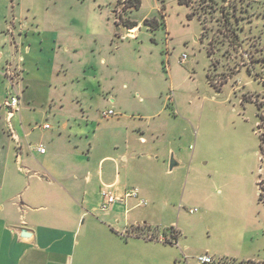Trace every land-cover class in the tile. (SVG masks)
Segmentation results:
<instances>
[{
    "label": "rangeland",
    "instance_id": "1",
    "mask_svg": "<svg viewBox=\"0 0 264 264\" xmlns=\"http://www.w3.org/2000/svg\"><path fill=\"white\" fill-rule=\"evenodd\" d=\"M47 1L54 13L73 18L77 33L86 29L107 43L111 67L96 61L86 73H101L106 84L112 76L111 92L89 85L60 108L31 79L36 92L23 104L30 112L113 110L111 119L97 113L96 132L82 138L83 157L145 138L141 157L120 170L133 193L126 207L135 205L134 224L116 228L122 241L135 239L128 243L131 264H203L201 255L213 264H264V0L23 3L40 14ZM11 4L0 0V21ZM132 21L136 30L127 37ZM128 122L137 129L126 130Z\"/></svg>",
    "mask_w": 264,
    "mask_h": 264
},
{
    "label": "crops",
    "instance_id": "2",
    "mask_svg": "<svg viewBox=\"0 0 264 264\" xmlns=\"http://www.w3.org/2000/svg\"><path fill=\"white\" fill-rule=\"evenodd\" d=\"M11 2L0 21V264H118L121 259L131 264L135 256L128 243L135 239L122 241L116 229L134 224L130 211L135 205L126 207L133 195L126 190L129 175L120 170L128 158L141 157L145 138L135 143L127 138L122 147L83 157V135L96 132L94 121L101 112H30L22 100L34 98L31 79L60 108L63 99L77 98L89 85L91 92L110 93L106 85L112 86V76L106 84L101 73L86 72L96 61L111 67L114 53L98 35L86 29L77 33L73 18L54 13L51 2L40 14L23 0ZM87 36L90 42L83 46ZM7 71L16 76L19 110L14 112L2 106L9 90ZM81 77L86 80L82 85ZM125 128L137 129L131 122ZM39 144L44 152L37 150ZM102 190L122 200L101 209Z\"/></svg>",
    "mask_w": 264,
    "mask_h": 264
},
{
    "label": "built area",
    "instance_id": "3",
    "mask_svg": "<svg viewBox=\"0 0 264 264\" xmlns=\"http://www.w3.org/2000/svg\"><path fill=\"white\" fill-rule=\"evenodd\" d=\"M185 58H186V54L182 53L178 59V62L183 63ZM6 77H7V81H8L9 90H8V93L6 94V96L2 100V106L11 112L18 111L19 110V97H18V94L14 88V83L16 81L15 80L16 79L15 73H13L11 71H7ZM113 113H114L113 110L107 109V110H103L101 112V115H102V117H108V116L112 115ZM44 127L46 128V127H48V125L44 124ZM37 150L39 152H44L43 145L39 144L37 147ZM101 193L105 198L102 201V203L100 204L101 209H105L109 203H112L115 200H122V196L118 197L109 191L102 190ZM129 194L130 193H127V194H125V196L126 195L129 196ZM198 261L203 263V264H213L215 260L212 259L211 256L201 255L198 257Z\"/></svg>",
    "mask_w": 264,
    "mask_h": 264
},
{
    "label": "trees",
    "instance_id": "4",
    "mask_svg": "<svg viewBox=\"0 0 264 264\" xmlns=\"http://www.w3.org/2000/svg\"><path fill=\"white\" fill-rule=\"evenodd\" d=\"M130 2L132 3L130 5H136L137 6L139 0H130ZM179 2L188 5L190 3V0H179ZM191 13L192 14H188V17H190L191 15H193V12H191ZM145 22H147V21L145 20ZM136 24H137L136 22L132 21V22H127L125 25L128 28H132ZM259 140H260V151L262 153H264V136L261 135V134H259ZM247 261L253 262L252 260L236 261L235 259H232V260H230V262H231L230 264H235V263L241 264L242 262H247Z\"/></svg>",
    "mask_w": 264,
    "mask_h": 264
},
{
    "label": "water",
    "instance_id": "5",
    "mask_svg": "<svg viewBox=\"0 0 264 264\" xmlns=\"http://www.w3.org/2000/svg\"><path fill=\"white\" fill-rule=\"evenodd\" d=\"M173 164H174L173 162L170 164V168L172 167Z\"/></svg>",
    "mask_w": 264,
    "mask_h": 264
}]
</instances>
